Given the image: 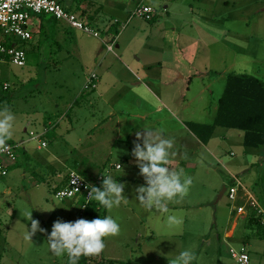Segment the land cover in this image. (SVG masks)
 <instances>
[{"label":"crops","instance_id":"obj_1","mask_svg":"<svg viewBox=\"0 0 264 264\" xmlns=\"http://www.w3.org/2000/svg\"><path fill=\"white\" fill-rule=\"evenodd\" d=\"M57 1L67 11L98 31L101 38L74 30L61 21L46 23L44 20L36 21L33 16L34 40L32 39L33 41L31 40V43L27 45L26 60L28 61V56H32L35 60L41 58V42L37 41V35L52 39L54 48H57V51L53 53L54 60L59 59L58 62L53 63L55 70L60 69V61L70 59L71 50L77 51L86 79L92 72L101 74L100 84L95 92L100 91V96L108 108L104 107L103 114L102 109L96 108L90 97L83 102H79L80 97H78L74 103L67 105V110L60 117V122L52 123L51 120L44 122V132L39 135H44L43 141H46L47 147L40 148L38 145V149L48 148L47 137L56 138L61 124H63L61 136L64 138L65 145L55 147L53 152H48L50 154L48 157L45 156L40 162L38 161L39 164L36 163V170L45 174L44 177L40 176V180L45 183L46 177H53L56 183L53 188L56 190L66 183L71 171H78L77 173L91 183L96 182L100 176L112 175L117 182L125 185L123 196L127 199L112 210L104 208L105 215H111L117 220L119 215L123 216L126 212L133 210L130 205H139L136 200V189L145 185V180L140 175L139 167L132 155L135 144L142 143V140H137L136 132L140 131L143 134L144 128L151 129L162 138L173 141V148L170 150L166 165L170 171L180 173L182 178L190 177L191 184L196 178L207 177V173L212 172L211 159L219 161L226 157L227 151L223 148V140L227 145L230 136L233 135L229 133L232 129L217 127L210 140L204 143L190 129V125L214 122L219 100L226 88L227 78L224 90L217 99L216 106L214 105V110L213 105L210 107L203 103L201 98L202 93L207 92L211 84L203 86L194 95L191 93V87L204 78L211 77L214 81L217 72L226 67L230 60L229 68L232 69L241 64L243 66L246 58L259 60V56L250 51L260 48L261 44L264 45V36H262L264 35V19L263 21L259 19L262 14L264 16V0H173L168 3L148 1L159 9L155 19L151 22L139 19L132 26L128 25L122 34L117 25L124 21L130 22L132 12L143 0ZM251 18H258V21L253 23ZM104 42L114 44V51L108 52ZM230 55L232 57L229 60ZM51 58L53 60V55ZM224 69L223 73L228 71ZM104 79L109 82L106 87L102 83ZM0 101L4 103L6 100L0 98ZM86 104L92 107L93 112L90 113L92 116L103 114V122L99 127L95 126L91 129L85 138L79 137L77 140H72L70 136L74 133L75 123L82 120V111L86 110ZM196 107H199L200 115L208 113L209 119L212 120L209 122L198 120L195 116ZM8 109L10 110L9 106ZM97 128H99L98 131ZM49 130L51 134L48 135ZM238 134L237 139L244 148L241 158L237 162H231L225 158L227 168H231L232 184L230 186L240 183L247 193L257 198L250 188L252 183L242 182L237 173H242L244 169L248 171L254 168L255 170L259 161L264 163V150L245 147L244 132L239 131ZM68 137L69 140L66 139ZM86 139L88 144L84 143ZM31 141L33 139L27 141L20 139L18 142L21 145L19 153H25L22 158L26 162H32L28 148V143ZM230 155L234 156V153L231 152ZM250 155L254 156L252 162L248 161ZM23 161H18L11 167L9 173L20 168L24 164ZM101 185L102 182L96 187ZM242 189L238 199L241 203L238 206L245 203L243 196L246 192ZM190 193L191 188L187 191L188 197ZM82 201V198L74 199V204L78 205L81 215H83ZM139 208L144 216L136 214V218L146 228L148 232L146 238L153 233V230L150 232V228H154L152 223L161 226L174 225L176 223L170 222L167 217L175 216L174 212L179 210L185 213L188 210V206L181 207L174 202L167 204L168 211L171 209L174 212L150 214L140 205ZM202 208L203 206L199 204L197 209ZM233 209L235 210L234 207ZM62 213L64 214L63 210ZM233 214L234 222L225 238L235 240L236 228L241 218L245 220L246 229L244 230L254 232L255 229L248 226L247 217H240L236 210ZM155 220L160 222L157 223ZM187 220L188 216L183 214L180 225H186ZM256 231L258 234L262 232L257 229ZM246 236L244 234L238 239L246 244L248 240ZM258 236L261 242H264V234ZM218 237L222 252L226 249L227 243L223 242L220 236ZM137 238L141 246L145 242L142 240V234L138 233ZM116 241L117 239L111 240L113 245ZM108 242L106 238L105 250ZM112 244H110L111 248L115 247ZM209 245L211 246V243ZM243 248L248 253L247 248L243 246L241 249ZM232 250L234 249L231 248V254ZM133 252L134 249L130 251V253ZM248 254L249 264H252L251 255Z\"/></svg>","mask_w":264,"mask_h":264},{"label":"rangeland","instance_id":"obj_2","mask_svg":"<svg viewBox=\"0 0 264 264\" xmlns=\"http://www.w3.org/2000/svg\"><path fill=\"white\" fill-rule=\"evenodd\" d=\"M33 16L36 21L56 22V19L51 15ZM263 17L262 14L259 19L263 21ZM139 19L132 18L130 22L126 23L124 21V23L116 24L119 27V32L124 33L128 25L132 26ZM251 21L255 23L258 18H251ZM37 41L41 42L40 60L28 56L27 65L22 68L11 64L8 60H0V81L2 83L7 82L10 86L9 91L3 90L0 86V97L6 100L4 103L0 102V108L8 109L9 106V111L15 117L12 136L8 139V142L13 144H19L20 139H24V141L31 140L32 133L35 136L42 134L45 128L43 126L44 122L49 120L52 123L60 122V117L67 110V105L74 103L78 97H80L79 102L86 101L90 97L96 108L102 109L103 114L104 107L108 108V105L100 96V91L85 90L84 86L87 79L81 67L77 51L71 50L70 59L60 61V69L55 70L53 63L58 62L59 59L54 60L55 54L53 53L57 51V48H54L55 45L52 39H45L44 35H37ZM10 42H15L17 45L14 38L5 35L0 29V46ZM258 48L250 51V53L257 54L259 60L246 58L243 66L241 64L239 67L232 69L229 68L232 57L230 55L228 65L217 72L214 81L211 80V77H208L194 83L191 87V93L194 95L203 86L211 84L208 91L202 93L201 98L203 103L205 102L210 107L213 105L212 109L214 110L217 99L224 90L228 74L253 75L264 82V45L261 44ZM25 51L27 52V47ZM51 55H53V60ZM224 68L229 73H223ZM98 76L99 85L101 74L98 73ZM104 81L105 79L102 83L106 87L109 82ZM211 92L213 93L211 94ZM85 106L86 110L82 111L83 118L75 123L74 133L70 136L72 140H77L79 137L85 138L91 129L95 126L99 127L103 122V114H97L94 117L90 114L93 112L92 107H88V104ZM196 108L195 116L198 120L201 122L212 120L209 119L210 115L208 113L200 115L199 107ZM62 126L63 124L58 128L56 138L54 136L47 137L49 141L47 149L39 150L36 141L28 143L29 155L33 163L23 161L22 157L25 153H19V150L18 161H23L24 164L9 173L7 177H0V264H67L68 258L66 255L57 257L49 251L47 237L54 222L58 220L74 222L82 219L83 215H81L78 205L74 204V199L63 201L56 199L55 189L53 188L56 183L53 177H46L47 182L44 183L40 180V176L44 177L45 174L36 170V163L40 162L45 156L48 157L50 155L48 152H53L55 147L65 145L64 138L61 136ZM98 129L96 130L98 131ZM229 133H233V135L230 136L227 145L223 140V148L227 151L226 157H223L222 160L219 159V161L212 158V167H210L212 172L207 173V177L194 179V183L189 186L191 188L189 197L186 193L183 198L172 201L181 207L188 206L187 213L183 210L174 212L169 209L168 211L174 212L179 221L183 214L187 215L186 225L182 226L180 223H176L161 226L152 223L154 228H150V232L153 230V233L149 234V238H146L148 232L139 223V219L136 218V214L142 215L143 213L139 205L132 204L130 206L133 210L126 212L123 216H118L117 222L120 225V231L117 235L107 238L109 241L108 247L106 250L104 249L102 259L105 261H130L136 264H169V260L181 251L189 250L195 257L192 264H238L237 260L232 257L230 250L233 248L240 251L245 246L251 255L252 264H264V242H261L258 236L264 234L262 229H260L262 231L260 234L257 233L256 229L254 232L250 230L246 232L244 230L246 229L244 226L245 220L241 218L236 228L235 240L225 238L234 222L235 216L233 213L235 210L233 206L237 207L241 203L239 200L236 202L230 201L226 193L221 198L223 188L232 184L231 168H227L225 158L231 162H237L241 158L244 149L240 144V140L237 139L239 131L229 130ZM66 139L69 140V137ZM84 143L88 144L87 139ZM231 152L234 153V156L230 155ZM253 158L254 156L250 155L248 161L252 162ZM237 174L242 182L247 183L250 181L252 183L250 188L264 207V163L259 161L255 170L254 168L248 171L244 169L242 173ZM199 204L203 206L201 210L197 209ZM37 206L46 211L34 209ZM30 217L39 221L40 228L44 230L43 232L38 231L31 241L25 239L26 226L30 229ZM155 222L160 221L155 220ZM138 233L142 234V240L145 241L141 246L138 241L139 238H137ZM244 234L249 236H246L248 238L246 244L250 240V247L249 244L244 243V245L238 239ZM218 236L221 237L223 242L227 243L225 245L226 249L222 252ZM116 239L117 241L114 242L115 247H112L113 250H111V240ZM209 243H211V246ZM121 246L126 248L123 249ZM132 249H134V252L130 253Z\"/></svg>","mask_w":264,"mask_h":264},{"label":"clouds","instance_id":"obj_3","mask_svg":"<svg viewBox=\"0 0 264 264\" xmlns=\"http://www.w3.org/2000/svg\"><path fill=\"white\" fill-rule=\"evenodd\" d=\"M14 115L7 108H0V148L6 147V141L12 136ZM137 140L132 155L139 167L140 175L145 185L136 189V200L148 213H166L167 204L183 198L187 193L192 179L182 178L180 173L172 172L166 166L170 150L173 148L171 139H164L151 129L144 128L143 134L136 132ZM89 200L97 201L106 210L119 207L122 201L125 185L117 182L112 175L103 176L101 187L87 185ZM34 209L44 210L42 207ZM170 222L180 223L175 216H168ZM26 240L39 231V221L30 217V229L26 226ZM120 231V225L111 215L94 220L78 219L74 222L56 221L47 237L48 248L57 257L67 256L68 264H79L81 257L97 255L105 248V239L115 236ZM195 259L189 250L181 251L169 264H192Z\"/></svg>","mask_w":264,"mask_h":264},{"label":"built area","instance_id":"obj_4","mask_svg":"<svg viewBox=\"0 0 264 264\" xmlns=\"http://www.w3.org/2000/svg\"><path fill=\"white\" fill-rule=\"evenodd\" d=\"M148 1H157L159 3H168L173 0H143L132 12V18H140L145 21H152L159 13V9L150 4ZM33 15H51L56 20L68 24L74 30L81 31L85 34L96 38H101L100 33L92 26L87 25L80 20L75 14L67 11L57 0H0V29L7 36L21 42L31 41L33 39L32 18ZM108 52L114 51V44L105 43ZM0 57L7 59L11 64L17 67L27 65L26 51L15 44L11 47L0 46ZM99 76L97 72H92L85 83V90H95L98 87ZM3 90L9 89L8 83H0ZM33 141H36L40 148L47 147L43 136L31 134ZM21 145L13 144L6 141V147L0 148V177L8 176L11 167L18 162V151ZM120 168V166H118ZM103 180V176L97 178L96 182L91 183L84 179L75 171L69 172L68 183L65 187L55 193V198L61 201L66 199L82 198L84 203L82 211L85 212L89 200V188L87 185H98ZM243 187L240 183L233 184L227 189V196L230 201L236 202L239 199L240 189ZM245 191V188H243ZM242 189V190H243ZM246 192V191H245ZM245 203L241 206H233L236 213L242 217H247L252 211L256 218L259 219L264 227V207L261 202L251 193H245L243 196ZM232 256L239 264H249L250 256L243 248L240 251L232 250Z\"/></svg>","mask_w":264,"mask_h":264},{"label":"trees","instance_id":"obj_5","mask_svg":"<svg viewBox=\"0 0 264 264\" xmlns=\"http://www.w3.org/2000/svg\"><path fill=\"white\" fill-rule=\"evenodd\" d=\"M43 16V15H40ZM118 34V33H117ZM8 44H2L3 47H11L14 44L25 50L28 43L15 40ZM27 55V52H26ZM3 59V57H0ZM9 90V89H8ZM1 100L5 98L0 97ZM1 102V101H0ZM217 127L239 130L244 132V145L247 148L264 150V82L252 75L248 74H229L227 84L222 97L219 100L218 111L212 124H191L190 129L204 143H207L212 137ZM66 183L58 187L55 192L65 187ZM99 187V186H97ZM231 186L227 187L228 189ZM84 201L81 202L83 204ZM105 215L104 208L92 200L82 219L94 220L103 218ZM248 226L253 229L264 231L259 219L251 211L247 216ZM68 264V260H67ZM79 264H136L130 261H118L102 259L101 253L90 256L81 257Z\"/></svg>","mask_w":264,"mask_h":264},{"label":"water","instance_id":"obj_6","mask_svg":"<svg viewBox=\"0 0 264 264\" xmlns=\"http://www.w3.org/2000/svg\"><path fill=\"white\" fill-rule=\"evenodd\" d=\"M226 192H227V187H224L223 191L221 192V198L225 195Z\"/></svg>","mask_w":264,"mask_h":264}]
</instances>
